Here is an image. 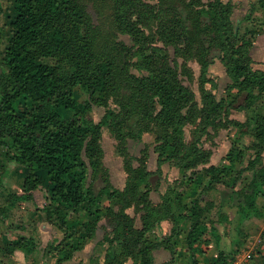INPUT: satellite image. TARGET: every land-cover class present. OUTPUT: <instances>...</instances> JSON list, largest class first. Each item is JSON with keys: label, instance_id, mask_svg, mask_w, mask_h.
I'll return each instance as SVG.
<instances>
[{"label": "trees", "instance_id": "16d2710c", "mask_svg": "<svg viewBox=\"0 0 264 264\" xmlns=\"http://www.w3.org/2000/svg\"><path fill=\"white\" fill-rule=\"evenodd\" d=\"M98 1L109 3L116 31L127 35L130 44L116 40L110 32L97 38L80 0H13L0 57V172L7 162H13L24 168L25 176L22 193H7L8 204L0 205V211L10 212L15 202L31 199L32 192L44 186L46 201L36 210L64 235H68L70 215L89 213L72 223L78 243L64 253L65 246L59 248L64 236L54 248L55 264H61L94 237L101 199L106 196L117 210L103 240V264H154L152 252L159 248L170 253V259L160 264H174V239L182 232L190 262L197 264L195 255L203 252L201 244L207 237L216 242L221 238L206 218L210 203L205 197L222 184L233 196L234 228L242 237L241 242H234L231 253L236 255L248 237L244 221L264 217L258 205L264 196V70L253 68L249 53L264 22H255L251 5L240 32V21L233 20L236 8L231 0ZM255 4L264 9V0ZM184 7L187 17L182 13ZM169 46L174 58L199 65V100L179 78ZM216 59L229 80L228 93L219 98L213 92L216 83L207 75ZM130 65L136 74L129 73ZM207 82L209 87H205ZM77 86L88 95L84 102L75 98ZM109 97H114L118 111L107 107ZM239 98L244 121L228 114ZM93 105L105 107L97 122L88 117ZM133 117L135 125L129 126ZM189 122L196 123L197 136L187 141L184 126ZM228 125L250 137L244 147L226 155L231 165L235 161L239 165H206L210 152L201 146V137L209 128ZM103 127L119 137L140 139L143 133H151L158 165L168 162L184 175L190 170L189 181L197 172H204L207 179L199 183L200 190L187 203L171 190L153 203L148 196V153L143 149L136 159L124 153L122 189L105 186L94 192L86 181L89 169L100 166ZM137 205L142 211L139 226L127 211ZM163 221L172 225L168 235L163 233ZM185 223L184 230L181 224ZM36 250L37 243L30 235H18L0 245L4 255L21 251L28 257ZM234 256L219 250L206 264H230Z\"/></svg>", "mask_w": 264, "mask_h": 264}, {"label": "rangeland", "instance_id": "374dc122", "mask_svg": "<svg viewBox=\"0 0 264 264\" xmlns=\"http://www.w3.org/2000/svg\"><path fill=\"white\" fill-rule=\"evenodd\" d=\"M84 5L85 11L90 16L92 27L97 33V38L102 36L103 34H107L108 32L114 34L116 36V40L123 41L126 44H130L129 37L127 35L121 34L116 31V27L113 23V15L112 9L109 7V3L107 1L100 2L98 0H80ZM145 2L155 3L157 0H144ZM188 0H186L187 2ZM210 0H202L203 3H207ZM182 6V5H181ZM184 6V5H183ZM235 6V10L233 13V20L238 21L242 14L244 13V8L247 7V4L243 5L240 2ZM0 30L2 32V36H0V57L2 54V49L6 42V35H8V22L13 15V0H0ZM199 8V7H198ZM183 15L187 17L188 10L187 7L183 8ZM201 18V17H199ZM203 18V17H202ZM201 18V19H202ZM240 21V32H243V24L245 22ZM159 45H161L159 43ZM170 53V60L175 63L177 72L179 73V78L181 79L184 85L189 86L194 94L196 100H199V87H198V76H199V65L193 60H182V58H174L173 49L171 46L167 47ZM131 63V61H129ZM1 70V69H0ZM129 73H137V70L130 65ZM208 78L212 80V82L216 83L215 89L213 92L216 96L222 97L228 93L225 92V87L227 85L226 80L227 77L224 72V67L220 63L219 60H215L208 67L207 72ZM210 83H205V87H209ZM75 98L79 102H84L88 99V95L85 91L80 89L78 86L74 88ZM231 96L233 93L231 92ZM114 97H109L107 99V107L118 111V104L113 99ZM241 99L239 98L236 102L230 105L228 114L229 117L236 120H245L246 114L244 111L240 110ZM105 112V107L100 105H93L88 112V117L93 121H99ZM129 126L135 125V118H131L128 122ZM195 122H189L184 126V135L187 141L192 140L197 134L195 133ZM136 130V128H131ZM123 130H126L125 128ZM250 137L248 135H240L238 129L232 125L228 126H219L215 130L209 128V133L205 134L201 137L200 144L204 148H206L210 152L209 160L206 165H215V166H223L230 167V163L226 157L229 152H236L240 147H244ZM154 136L151 133H143L140 139L132 138L129 135H125L124 137H119L115 133H112L108 127H103L100 146H101V157H100V166L96 170L89 169L86 185L90 187L94 192L99 191L105 186L122 189L125 181V171L123 168V158L124 153L133 156L134 159L140 156L141 150L145 149L148 153L147 155V169L150 171L149 176V199L153 203H158L160 201V195L167 192L168 190L172 191V194L179 193L181 194V202L187 203L190 197H193L201 188L203 180L207 179V175L204 172L195 173L194 179L188 180L187 176L190 173L188 170L185 175L178 168L172 166L168 162L162 163L160 165L157 164L156 158L157 154L154 152ZM1 152V150H0ZM1 157V155H0ZM264 161V157H263ZM137 162L134 160V165ZM16 164L13 162H7L3 171L0 172V179L3 180L7 175H11L13 173H19L15 171ZM238 161H235L231 166L236 168L238 166ZM200 167L202 165H199ZM198 167V168H200ZM198 168L196 170H198ZM246 178H249V174L246 173ZM19 177V176H18ZM228 175L225 176L227 180ZM20 180V179H19ZM0 181V186L1 182ZM17 182V180H16ZM199 183L201 185H199ZM36 193V200L32 204L34 209L42 208L43 204L46 201V190L44 186H40ZM230 190L226 188L222 184H218L214 189L209 191L205 197V202H209L210 205L208 207L209 211L206 212V218L211 222H219L222 234L220 238V242H217L216 245L211 247V250L208 248V253L206 257L211 260L213 256L216 255V250H223L226 253L231 255H235L234 251V242H241V235L239 234L238 229L234 228V221L236 219L235 208H233V196L230 194ZM6 205V204H4ZM30 205H26V208L30 209ZM177 210L181 211V208L177 206ZM16 209V214H18V228L21 229L24 222L22 218L25 216V209L19 208ZM101 213H99L98 217V226L96 228V233L94 237L90 240L91 244H88L85 247V250H88V253H93L94 249L101 250V254H104V250L106 248V243L104 237L107 232H109V224L113 219V215L117 209L114 204V201L108 199L106 196H103L100 203ZM128 213L134 217V222L138 226L139 215L142 213L141 210L138 209L137 206H131L128 210ZM28 212V211H27ZM9 211H0V216H6ZM89 216V213H79V215H70L69 224H68V235H64V233L56 228L55 226L42 222L38 225L37 230L38 234L41 236L38 242L39 248L41 252H46L47 257H45L44 264H55L57 256L56 252L53 251L56 246H59L58 243L65 236L66 239L61 241V246L59 248H63V251L66 253L72 245L78 243V233L75 232L74 226L72 223L76 221V218L84 219ZM29 218V217H28ZM27 218V220H28ZM30 222V220H28ZM252 222V221H251ZM248 223V221L244 222L243 226L247 234L249 235L248 227H253V223ZM182 226V224H181ZM256 227V226H255ZM151 236V234H148ZM252 237V236H251ZM250 237V238H251ZM230 240V243L227 241ZM252 242V239L249 240ZM88 243V242H87ZM242 250H246L249 242L245 241ZM176 247V246H175ZM71 249V248H70ZM46 250V251H45ZM242 250H240L237 254H239ZM50 251V252H49ZM81 252V251H80ZM77 251L73 252V256L76 255ZM96 253V252H95ZM179 253V254H178ZM178 256H180V251L175 253V262L174 264H178ZM61 264H81L77 262L76 258H72L70 261H63ZM98 264V262H97ZM126 264H130L127 262Z\"/></svg>", "mask_w": 264, "mask_h": 264}, {"label": "crops", "instance_id": "0c3cea01", "mask_svg": "<svg viewBox=\"0 0 264 264\" xmlns=\"http://www.w3.org/2000/svg\"><path fill=\"white\" fill-rule=\"evenodd\" d=\"M234 5L238 4L239 2L243 5L247 4V7L244 9V13L242 14V17L239 19L242 21L245 14L249 11L251 5H254V10L252 13V18H254L256 23L262 24L264 22V9L258 8V6L255 4L256 0H231ZM245 22V21H243ZM246 22L243 24V28L246 26ZM261 31H259L252 40V45L250 48V57L252 58V66L254 69L257 70H264V24L261 25ZM225 72V70H224ZM226 75V73H225ZM227 77V76H226ZM228 77L226 80V83H228ZM243 121V120H239ZM15 168V171L19 173H13L11 175H7L5 178L3 177V180L0 181V205L4 206V204H8L7 200V193H15V194H21L22 193V185L23 180L25 176L24 168L20 165L13 166ZM19 176V177H18ZM20 179V180H19ZM17 180V182H16ZM36 193L37 191L32 192V198L29 200H20L18 202H15L14 206L10 209V212L6 214V216H0V245L3 244L5 241L9 239H13L17 237L18 235H30L35 238V241L37 243V250L28 257H25L24 254L21 251H16L12 255H4L0 252V264H44L45 257H47L48 254L46 252H41L38 245L39 239L41 236L38 234L37 227L39 224L45 221L44 214L40 210H35L33 207V203L36 200ZM30 209L26 208V205H30ZM258 205L261 207L262 212L264 213V196L258 199ZM24 208L26 213L23 219V221H27L23 223V226L21 229L18 227V214H16V209ZM28 211V212H27ZM29 217V218H28ZM30 220V222L27 220ZM248 223H253V227H248L249 235L246 239L249 244L248 247H251V245H256V250H254V254L251 257L250 264H264V217L257 218L253 217L248 220ZM244 221V222H246ZM214 224V226L217 229V232L219 236L222 234L219 222H211ZM244 224V223H243ZM140 225V224H139ZM138 225V226H139ZM171 223L169 221H163L161 223V227L163 230V233L168 235L170 233L171 229ZM188 226V223H185L182 225V228L185 230ZM256 226V227H255ZM185 232H182L179 236V238H175V251H180V256H178V264H191L190 262V255L188 252V249L183 242ZM252 236V237H251ZM251 237V238H250ZM208 241L201 244L203 252L200 254H196L195 258L197 260V264H206L213 260V258L216 256H213L211 260H209L206 257V254L208 253V248L211 250V247L216 245V241L213 237L210 238V236L207 237ZM252 239V242L249 240ZM220 240V239H219ZM230 243V240H227ZM88 242V243H87ZM86 244L81 248L80 250H77L76 255H72V257L67 261H70L72 258H76L77 262L81 261V264H103L104 261V254H101V250L99 249L100 246H98L97 249L93 250V253H88V250H85V247L88 244H91L90 241H87ZM220 242V241H218ZM245 245V244H244ZM247 247V248H248ZM81 251V252H80ZM96 252V253H95ZM216 250V254H217ZM179 254V253H178ZM153 261L154 264H160L164 261H167L170 259V253L163 249L159 248L152 252ZM131 264V262H129Z\"/></svg>", "mask_w": 264, "mask_h": 264}, {"label": "built area", "instance_id": "2783aa9c", "mask_svg": "<svg viewBox=\"0 0 264 264\" xmlns=\"http://www.w3.org/2000/svg\"><path fill=\"white\" fill-rule=\"evenodd\" d=\"M256 250V245H251V247L242 250L239 254L235 255L230 264H250L252 255Z\"/></svg>", "mask_w": 264, "mask_h": 264}]
</instances>
